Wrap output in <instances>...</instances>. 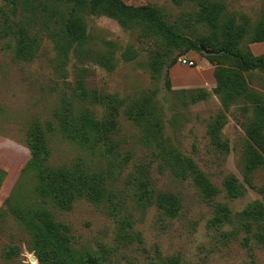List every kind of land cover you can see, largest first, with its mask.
Instances as JSON below:
<instances>
[{"label": "rangeland", "instance_id": "374dc122", "mask_svg": "<svg viewBox=\"0 0 264 264\" xmlns=\"http://www.w3.org/2000/svg\"><path fill=\"white\" fill-rule=\"evenodd\" d=\"M125 1L159 7L191 38L212 31L194 22L199 8L194 1ZM222 1L227 6L225 16L234 15L240 22L247 19L251 26L264 13V0ZM84 18L88 40L64 54L53 34L58 24L46 22L41 7L33 10L22 1L0 0V167L10 173L0 187V212L6 211L0 217V264L39 262L31 248L30 231L5 203L8 197L14 205L47 207L55 220L70 226L74 247L99 264H168L171 256L181 264H264V243L259 238L264 236V218L256 221L244 213L257 202L264 208V165L254 171V187L244 183L247 126L255 109L250 99H241L225 110L213 92L214 66L205 55L220 51L202 44V52L182 54L184 44L173 46L143 23H122L89 11ZM248 40L246 36L242 46L264 53V42L252 45ZM21 47H26L27 55L32 52L30 59L18 54ZM131 47L135 58L126 60L123 53ZM157 52L163 56L155 68L152 62ZM182 55L195 59V64L179 62ZM173 58L177 63L168 68ZM246 75L250 89L264 96V72ZM201 88L209 91L208 97L194 101L192 97L200 92L193 90ZM149 100L156 107L159 129L151 135L148 124L136 121L130 113H135L137 103ZM66 106L75 115L89 110L97 119H114L111 137L116 147L109 151L102 141L85 148L67 139L56 114ZM221 113L224 123L214 138L210 127ZM36 121L46 131L47 163L71 166L82 161L86 168L104 174L110 190L107 200L95 203L79 197L71 209L43 200L36 192L35 172L23 170L31 157L28 131ZM164 146L190 156L219 193L205 198L192 176L175 175L160 154ZM231 174L246 186L240 196L228 195L224 180ZM159 192L180 198L176 216L158 207ZM217 203L228 206L229 221H212ZM7 250L12 251L10 256Z\"/></svg>", "mask_w": 264, "mask_h": 264}, {"label": "trees", "instance_id": "16d2710c", "mask_svg": "<svg viewBox=\"0 0 264 264\" xmlns=\"http://www.w3.org/2000/svg\"><path fill=\"white\" fill-rule=\"evenodd\" d=\"M18 1H22L33 10L41 7L47 16L46 22L53 20L58 24L53 34L58 48L64 54L68 53L72 47L88 40L85 11L106 14L117 18L122 23H143L173 46L181 47L184 44L185 48L181 49L182 54L191 50L202 52V44L219 50L218 54L205 55L214 66L212 70L216 85L213 92L219 95L225 110L241 99H250L255 109L254 119L247 126L248 141L244 149V183L250 187L255 186L254 171L264 165V96L250 89L246 73L254 70L264 72V53L255 54L249 46H242V41L246 36H249V43L264 41V13L251 26L247 19L240 22L234 15L225 16L227 6L222 0H172L176 4L188 1L198 4L199 8L195 12L194 22L206 24L212 31L194 39L180 32L159 7L151 4L132 5L125 0H13L15 3ZM18 54L25 55L27 59L32 57V52L27 55L26 47H21ZM135 55L136 51L132 47L123 53L126 60L134 59ZM161 55L163 56L162 53L157 52L153 59L152 66L155 68H158L162 61ZM222 61L229 62V64H224ZM107 62L111 66L114 65L112 57H108ZM176 63L177 60L173 58L167 66L171 68ZM81 85L80 81L79 87H82ZM193 91L200 92L199 95L192 97L194 101L209 95L207 89L201 88ZM82 95L85 96L83 90ZM136 105L135 113L132 114L130 111L131 116L136 121H144L148 124L149 135L153 133V130L159 131L157 129L158 114L154 103L149 100V102L143 103L142 101ZM56 114L61 126L60 130L67 139L85 148H91L102 141L109 151L116 147L117 144L111 137L115 126L114 119H97L89 110L75 115L70 106H66L64 110ZM223 116L224 114L221 113L214 126L210 127V133L214 138L219 137L218 132L224 123ZM27 146L31 157L23 170L35 172L36 192L43 200H49L61 209H71L73 201L79 197H86L95 203L108 199L107 194L110 190L105 183V175L86 168L82 161L71 166H51L47 163L50 147L47 143L46 131L41 123L36 121L28 131ZM224 146L227 148L226 143ZM160 154L167 159L175 175L183 178L192 176L205 198H212L219 193L218 187L198 168L190 156L184 155L172 146H164ZM6 176L7 171L0 167V187ZM244 183L240 182L234 174L224 180L230 197L242 195L246 188ZM155 202L163 212L172 216H176L181 207L180 198L172 192H159L156 194ZM5 203L9 205V210L14 216L30 231L31 248L39 259V262L35 264H99L96 258L87 256L86 253H81L74 247L70 226L55 220L47 207L14 205L11 204L9 197ZM217 210L218 213L212 220L213 222L230 220V210L227 205L217 203ZM5 213V210L1 211L0 217H4ZM244 213L249 217H254L256 221L264 218L263 205L258 202L244 210ZM259 238L264 243V236ZM10 253L12 251L7 250V256H10ZM168 264L181 263L175 256H171L168 257Z\"/></svg>", "mask_w": 264, "mask_h": 264}, {"label": "built area", "instance_id": "2783aa9c", "mask_svg": "<svg viewBox=\"0 0 264 264\" xmlns=\"http://www.w3.org/2000/svg\"><path fill=\"white\" fill-rule=\"evenodd\" d=\"M178 60L179 62L188 64V65H194L196 62L195 59L188 57L186 55L180 56Z\"/></svg>", "mask_w": 264, "mask_h": 264}, {"label": "crops", "instance_id": "0c3cea01", "mask_svg": "<svg viewBox=\"0 0 264 264\" xmlns=\"http://www.w3.org/2000/svg\"><path fill=\"white\" fill-rule=\"evenodd\" d=\"M264 42V41H263ZM260 42H255V43H251L252 45H255V44H259ZM253 51V50H252ZM254 52V51H253ZM255 54H257V53H255ZM172 76V75H171ZM173 78V77H172ZM178 85V84H177ZM9 177H10V173H9V175H7L6 176V178L4 179V181H3V184L2 185H5L7 182H8V180H9Z\"/></svg>", "mask_w": 264, "mask_h": 264}, {"label": "water", "instance_id": "95a60500", "mask_svg": "<svg viewBox=\"0 0 264 264\" xmlns=\"http://www.w3.org/2000/svg\"><path fill=\"white\" fill-rule=\"evenodd\" d=\"M34 258V257H33Z\"/></svg>", "mask_w": 264, "mask_h": 264}]
</instances>
